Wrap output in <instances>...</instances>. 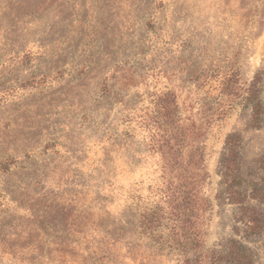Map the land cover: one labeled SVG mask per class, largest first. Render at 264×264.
Returning a JSON list of instances; mask_svg holds the SVG:
<instances>
[{"label":"rangeland","instance_id":"374dc122","mask_svg":"<svg viewBox=\"0 0 264 264\" xmlns=\"http://www.w3.org/2000/svg\"><path fill=\"white\" fill-rule=\"evenodd\" d=\"M4 164L0 264H264V0H0Z\"/></svg>","mask_w":264,"mask_h":264},{"label":"trees","instance_id":"16d2710c","mask_svg":"<svg viewBox=\"0 0 264 264\" xmlns=\"http://www.w3.org/2000/svg\"><path fill=\"white\" fill-rule=\"evenodd\" d=\"M168 102H171L173 104V108L174 111L176 109V105L174 102V99H169ZM258 108L254 109V113L256 112V114H254V117L257 119L258 118ZM162 117L166 118L167 125L172 126V132L168 133V136H166V146L169 147V149L171 150L172 148H175L174 152H175V157L172 158L173 163L178 164L177 168L179 169V166L181 165V162H183V153L187 152L188 153V158H190L188 160V164L192 165L194 163V159L196 157H201V153L199 151V148L196 144V142L194 141V138L192 136V132H184L182 130L181 124H180V119L178 118V116L176 115V113H171L166 112V113H162L161 114ZM224 116V115H223ZM169 143H172V145H170ZM6 164L2 165L0 167L1 171H8V168H6ZM228 180L229 183L228 185H226V191L233 194V190H234V178H232L231 175H228ZM205 178H207V174H205ZM231 179V180H230ZM182 187L185 190V185L183 184ZM176 190L179 189V185H175L174 187ZM188 193H190V191H188ZM177 194V198L178 200H176L175 202H173L170 205V210H171V214L172 216L175 217H186L187 213L188 216L192 213L191 211H188V207H189V202L191 201V198L188 196H186V191H184L183 194L180 193V191L176 192ZM208 209V204H206L205 206V210ZM178 229H180V227L178 226ZM174 230V229H173ZM188 234V235H187ZM172 241L170 242V245H172V247L177 250L178 252H180L181 254L186 256V252L189 251H194L196 250V248H198L201 244V240L200 238L197 237V233L194 232V230L189 227L187 232L184 234L183 238H172ZM187 263L189 262V258L186 256L185 260ZM195 264H198V260H195Z\"/></svg>","mask_w":264,"mask_h":264},{"label":"crops","instance_id":"0c3cea01","mask_svg":"<svg viewBox=\"0 0 264 264\" xmlns=\"http://www.w3.org/2000/svg\"><path fill=\"white\" fill-rule=\"evenodd\" d=\"M68 202H71V199L67 200ZM69 209H66L64 208V212H67L65 215H64V219H68V220H72L73 219V211L71 210V208L68 206ZM59 211V210H58ZM78 210H75L74 214H75V220L76 218L78 217L77 216V213ZM70 225V223H69Z\"/></svg>","mask_w":264,"mask_h":264}]
</instances>
